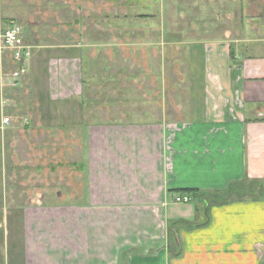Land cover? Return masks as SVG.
I'll list each match as a JSON object with an SVG mask.
<instances>
[{
	"label": "crops",
	"instance_id": "0c3cea01",
	"mask_svg": "<svg viewBox=\"0 0 264 264\" xmlns=\"http://www.w3.org/2000/svg\"><path fill=\"white\" fill-rule=\"evenodd\" d=\"M155 1L67 0L64 5L79 6L78 36L85 37L81 22L91 21L88 36L110 37L111 52L120 37L133 33L156 35L152 53L163 58L167 46L187 48L196 78L186 113L192 120L167 121L164 106L138 115L159 118L153 121L85 122L82 102L89 100L83 58L62 55L40 61L42 53L34 55L25 76H30L28 90L63 103L76 98L80 105V124L88 136L89 200L23 208L24 237H7L2 225L3 264H264V192L252 189L254 182L264 183V17L248 18V1L241 0V35L231 38L228 29L220 40H212L206 28L188 42L178 33L170 42L166 22L172 19ZM86 7L100 14L80 18ZM1 15L0 10V36L9 24ZM103 22L108 24L101 26ZM91 47L97 54L100 46ZM7 58L0 41V150L13 119L32 114L25 109L26 98L13 96L19 87H6L2 68L9 70ZM31 102L37 103L36 96ZM6 117L12 119L9 125ZM188 190L208 193V224L201 225L204 214L197 208L203 205ZM183 194L195 200L175 202ZM49 209L69 216L48 223L51 228L29 221V211ZM74 214L77 221H69ZM47 230L59 231L50 233L59 237L46 236Z\"/></svg>",
	"mask_w": 264,
	"mask_h": 264
},
{
	"label": "rangeland",
	"instance_id": "374dc122",
	"mask_svg": "<svg viewBox=\"0 0 264 264\" xmlns=\"http://www.w3.org/2000/svg\"><path fill=\"white\" fill-rule=\"evenodd\" d=\"M66 1L1 0L0 10L2 19H6L4 23L15 21L24 27L26 42L33 47V55L42 53L40 61L62 55L83 58L87 83L85 94L89 100L82 102L85 122L153 121L159 118L138 115L150 109L163 110L164 106L167 115L170 114L167 121L192 120L186 113L196 78L189 68L187 48L167 46L163 58L162 54L152 53L157 47L152 45L158 41L156 35L141 37L142 33H133L127 39L120 37L119 46L112 48L111 52L110 37L104 33L97 38L88 36L94 27L91 21L81 22L85 37L78 36L76 19L79 6L66 7ZM247 1L245 13L248 18L264 17V0L260 3ZM155 3L159 4V1ZM84 9L86 14L80 16L82 19L98 13L93 8ZM161 10L172 19L166 22L167 34L170 35L166 40L170 42L173 41L172 35L177 33L188 42L190 36L201 35L207 31L206 28L208 33H212V40H220L222 32L228 29L231 38L243 33L241 0H160ZM105 24L108 23L103 22L101 26ZM95 27L97 30L99 23ZM33 31L37 33L34 37ZM123 40L127 41L122 44ZM93 43L100 46L97 54L91 47ZM6 64L11 70L8 58ZM29 79V75L25 77L13 96L22 100L26 98L25 109L32 114L24 109L26 115L13 119V124L8 126L10 129L6 130L5 146L0 150V207L5 211V214L0 212V240L6 235L24 237L26 215L23 208L28 205L42 202L81 205L89 200L88 136L84 125L80 124V105L76 98L64 103L49 100L48 95L40 91L35 95L37 103H29L35 97L27 88ZM35 105L37 115L34 114ZM135 113L137 117L133 116ZM25 119L29 121L24 123ZM66 212L60 209L36 211L37 214L29 211V221L45 222L48 227V223L66 221L64 217L69 216ZM69 221L76 222V214ZM52 232L60 234L51 230L45 234L59 237L58 234L51 235Z\"/></svg>",
	"mask_w": 264,
	"mask_h": 264
},
{
	"label": "built area",
	"instance_id": "2783aa9c",
	"mask_svg": "<svg viewBox=\"0 0 264 264\" xmlns=\"http://www.w3.org/2000/svg\"><path fill=\"white\" fill-rule=\"evenodd\" d=\"M1 51L8 55L12 69L6 70L2 68L3 79L6 82V87L18 88L29 72L30 63L33 59V47L25 41L24 27L15 21H11L8 27L1 33ZM11 118L6 117L4 124L9 125ZM177 203H190L192 197L189 195H179L175 198Z\"/></svg>",
	"mask_w": 264,
	"mask_h": 264
},
{
	"label": "trees",
	"instance_id": "16d2710c",
	"mask_svg": "<svg viewBox=\"0 0 264 264\" xmlns=\"http://www.w3.org/2000/svg\"><path fill=\"white\" fill-rule=\"evenodd\" d=\"M254 186H252V189L255 190L257 187H259V190H261L262 192H264V183H261V182H254L253 183ZM261 188V189H260ZM188 193H191L194 195V197L203 205L201 206L202 208H197V212H200L202 211L203 214H204V217H203V224L201 225H206L208 224V222L210 221V206L209 204H207L206 200H205V197L207 196L208 193H205V192H201V191H198V190H188L186 191ZM194 197H192V201H194L195 199H193ZM227 198L225 199V202H227ZM201 225H197V226H201Z\"/></svg>",
	"mask_w": 264,
	"mask_h": 264
}]
</instances>
